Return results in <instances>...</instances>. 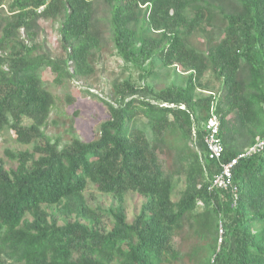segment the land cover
I'll return each mask as SVG.
<instances>
[{"label":"trees","instance_id":"trees-1","mask_svg":"<svg viewBox=\"0 0 264 264\" xmlns=\"http://www.w3.org/2000/svg\"><path fill=\"white\" fill-rule=\"evenodd\" d=\"M99 2L106 17L96 16ZM203 3L212 6L209 0H0V136L11 131L27 146L5 149L11 167L0 157V264H264V147L237 160L235 202L229 190L209 189L220 166L200 159L195 148L205 155L203 125L212 102L222 161L264 138V0L220 2L233 10L221 7V36L199 49L188 38L207 17ZM41 19L58 23L60 53L38 40ZM101 26L141 80L157 59L178 67L182 83L156 88L119 79L107 99L88 85L85 93L109 112L96 137L50 136L45 127L60 97L45 85L43 71L53 73L57 86L89 78L96 72L93 54L102 48ZM208 71L216 90L203 82ZM180 177L185 186L174 200ZM89 188L111 195L115 205H91ZM130 191L146 198L132 222L124 207ZM190 235L197 244L186 250Z\"/></svg>","mask_w":264,"mask_h":264},{"label":"rangeland","instance_id":"rangeland-1","mask_svg":"<svg viewBox=\"0 0 264 264\" xmlns=\"http://www.w3.org/2000/svg\"><path fill=\"white\" fill-rule=\"evenodd\" d=\"M224 0H209L212 4L209 7L208 4H204V9L208 12L204 21L199 24L198 28L188 38L189 43L199 49H206L209 44L215 43L221 36L222 27L224 23L221 19L220 10L221 7L225 11H231L233 8L228 7L227 3H221ZM196 8L190 9V16H193ZM188 12V13H189ZM96 16L106 17L107 7L103 3L99 2L97 5ZM41 28L39 29L38 40L45 42L46 46L54 53L61 52L58 42V23L47 19H41L39 21ZM102 25L106 27L105 22L102 20ZM101 26V30L103 28ZM102 48L100 51H95L93 54V64L96 72L84 80H70L65 85L57 86L53 83L54 75L48 70L43 71V78L45 85L49 88L53 94L59 99H56V104L53 107L51 115L48 119L45 131L48 135L53 137H59L61 140L66 141L69 137L78 136L81 139H92L96 137L99 124L109 116L106 105L93 98L90 94L85 93V88L91 85V92H94L98 97L109 98L111 86L119 79L129 78L130 81L135 82L137 85H143L144 82H149L156 88L164 87L170 83H182L184 74L179 72L178 67H165L160 64V61L155 59L151 62V74L146 79L141 80L139 78L140 71L133 67V65L125 63L123 59L116 53L113 48V44L109 37L108 30H102ZM203 82L207 85V88L213 90L218 89L219 84L215 80L211 71H208L205 75ZM97 83V84H96ZM64 92L70 93L75 97L74 102L68 103L64 101ZM198 94H202L201 90L197 91ZM144 120V119H143ZM146 130H149L146 128ZM24 149L27 146H22L15 142L13 132L8 131L6 134L0 136V157H3L6 161V166L11 167L15 164L14 161L9 160L5 156L6 148ZM185 180L183 177L176 179L173 188V199L179 198V192L184 188ZM87 200L91 205L100 204L107 208L111 205H115L113 197L106 193H101L94 188H89L86 191ZM145 197L137 192L130 191L125 196V212L127 220L132 222L135 215L139 212L142 203L145 201ZM56 214L55 208H50ZM202 209L198 207V211ZM109 221V219H108ZM61 223V218L59 219ZM110 223V221H109ZM111 226V223H110ZM219 233L224 231L221 221L219 222ZM190 227H186V234H189ZM194 236L190 235L183 241V248L186 250L195 246ZM185 262H188L187 259ZM183 264V263H181ZM187 264H193L188 262Z\"/></svg>","mask_w":264,"mask_h":264},{"label":"built area","instance_id":"built-area-1","mask_svg":"<svg viewBox=\"0 0 264 264\" xmlns=\"http://www.w3.org/2000/svg\"><path fill=\"white\" fill-rule=\"evenodd\" d=\"M215 98V96H214ZM204 133H203V142L205 144V155L200 153V150L197 146L195 148L198 150L200 154V159L203 157H207L208 159L216 160L220 166L219 171L213 176L209 189H225L229 190L233 201L235 202L237 199L238 187L237 184L233 181V170L237 160L246 155L251 154L252 152L260 151L264 147V138L258 140L253 145L247 147L242 152H240L237 156L231 158L228 161H222L223 155V143L219 136L220 122L218 115L215 112V104L211 103L209 108V116L207 117L204 125H203ZM193 141L196 139L195 128H193Z\"/></svg>","mask_w":264,"mask_h":264}]
</instances>
